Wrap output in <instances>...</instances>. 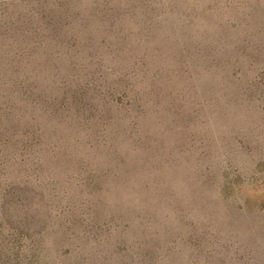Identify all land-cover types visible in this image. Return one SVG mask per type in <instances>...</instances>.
Returning a JSON list of instances; mask_svg holds the SVG:
<instances>
[{"label":"rangeland","instance_id":"1","mask_svg":"<svg viewBox=\"0 0 264 264\" xmlns=\"http://www.w3.org/2000/svg\"><path fill=\"white\" fill-rule=\"evenodd\" d=\"M0 264H264V0H0Z\"/></svg>","mask_w":264,"mask_h":264}]
</instances>
